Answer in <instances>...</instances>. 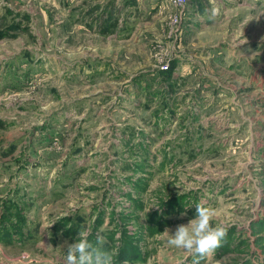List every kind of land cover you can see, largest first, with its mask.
Segmentation results:
<instances>
[{
	"label": "rangeland",
	"instance_id": "374dc122",
	"mask_svg": "<svg viewBox=\"0 0 264 264\" xmlns=\"http://www.w3.org/2000/svg\"><path fill=\"white\" fill-rule=\"evenodd\" d=\"M166 4L164 33L148 45L155 72L156 53L166 47L171 65L170 43H179L178 29L169 34L178 9ZM57 5L62 10L67 0H0V264H63L83 229L116 251L126 229L139 252L133 264H264V0L219 23L229 27L220 43L234 48L220 61L241 60L227 73L220 64L217 86L227 85L242 110L225 108L224 91L219 126L187 145L184 132L169 133L147 113L119 140L115 127L131 126L128 115L95 89L109 83L65 82L53 57L72 60L85 37L69 30L66 14L58 19ZM89 92H97L96 104L87 100L82 115L48 119L62 101ZM153 109L162 112L158 102ZM200 202L213 210L214 225L227 227L204 259L171 247L163 233L195 218Z\"/></svg>",
	"mask_w": 264,
	"mask_h": 264
},
{
	"label": "crops",
	"instance_id": "0c3cea01",
	"mask_svg": "<svg viewBox=\"0 0 264 264\" xmlns=\"http://www.w3.org/2000/svg\"><path fill=\"white\" fill-rule=\"evenodd\" d=\"M168 1L67 0V7L62 10L57 5L58 19L59 16L64 19L66 14L69 30L76 32L77 36L83 35L85 43L82 46L75 45L73 59L70 61L61 62L59 56H54V67L66 72L65 82L70 87L83 83L82 87L86 88L88 84L97 83L101 79L109 83L108 87L99 85L95 89L101 86L97 90L99 97L113 99L112 110L120 112L118 115H128L127 120L131 126L121 131L115 127L119 140H126L127 134L124 135L123 131L133 133V123L139 125V117L147 113V116L154 115L152 122H155V117L158 121L162 120L164 129H170L169 133L178 130L184 132V145L191 140L196 143L202 139L204 132H212L213 127L219 126L217 106L221 100L220 94L224 91L223 95L228 102L225 108L242 110L234 97L226 93L227 85L217 86L220 84L216 76L220 72V64L225 69L224 73H227L232 65L236 67L238 64L234 63L235 58L241 60L240 57L230 55L229 61L227 57L223 63L220 61V55L233 54L231 50L234 48L226 45L227 41H222L221 45L218 34L221 32L222 36H228V25L221 26L219 23L228 21L230 12L238 7L251 11L252 0H187L179 14V43H170V70L155 72L148 45L153 37L164 33L162 23L164 14L170 10L169 7L166 10ZM157 5L160 8L157 9ZM212 8L218 9V12L210 19ZM214 34L218 38L212 39ZM93 37L98 38L96 43H93ZM96 93H84L77 97L75 93V98L62 101L61 107L50 112L48 119L78 116L82 110L85 111L87 100L89 104H96L92 101L98 97ZM156 102L162 112L153 109ZM214 121L217 125L213 124ZM131 137L134 139V134ZM169 137L172 141V134ZM139 177L137 181L142 179Z\"/></svg>",
	"mask_w": 264,
	"mask_h": 264
},
{
	"label": "clouds",
	"instance_id": "9594fccd",
	"mask_svg": "<svg viewBox=\"0 0 264 264\" xmlns=\"http://www.w3.org/2000/svg\"><path fill=\"white\" fill-rule=\"evenodd\" d=\"M217 12L218 9L212 8L209 18H214ZM213 219V210L205 202H200L195 205V218L187 224L177 225L173 234L167 228L163 233L171 247L204 259L221 246L227 235V227L214 225ZM90 235L87 229L79 231L75 242L67 245L63 264H114L118 252L103 247L105 239L102 235L96 236L95 243L89 239ZM120 264H128V261H121Z\"/></svg>",
	"mask_w": 264,
	"mask_h": 264
},
{
	"label": "trees",
	"instance_id": "16d2710c",
	"mask_svg": "<svg viewBox=\"0 0 264 264\" xmlns=\"http://www.w3.org/2000/svg\"><path fill=\"white\" fill-rule=\"evenodd\" d=\"M2 124L0 123V126ZM155 224H159V223H153L152 225V229H154ZM150 225L147 226V230L149 231L150 229ZM114 232H110L108 234V238H110L112 241V237H113ZM121 243L119 244V246H117V252L118 255L115 257L114 260V264H120L121 261L127 260L128 263L133 264V260L135 258L138 257L139 252L137 251V248L135 245L133 246L131 244V241H128V233H126V229H121ZM130 235V234H129ZM89 239L94 243L95 239L93 238V235H90ZM105 249L107 248V246H109V249L111 248V246L109 245V241L106 240L105 242ZM113 247V246H112Z\"/></svg>",
	"mask_w": 264,
	"mask_h": 264
},
{
	"label": "built area",
	"instance_id": "2783aa9c",
	"mask_svg": "<svg viewBox=\"0 0 264 264\" xmlns=\"http://www.w3.org/2000/svg\"><path fill=\"white\" fill-rule=\"evenodd\" d=\"M170 2L178 9V14L175 15L173 18H170L169 24H170V31L169 34L177 30V26L180 22V11L182 8H184L185 4L187 3V0H170ZM158 47L161 48L160 45H157ZM165 47V46H164ZM165 49H167L165 47ZM161 48L162 51L160 53H156L155 57L158 61V67L159 70L162 72H167L170 70V62H169V57L167 58V52L166 50Z\"/></svg>",
	"mask_w": 264,
	"mask_h": 264
}]
</instances>
